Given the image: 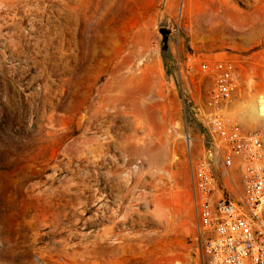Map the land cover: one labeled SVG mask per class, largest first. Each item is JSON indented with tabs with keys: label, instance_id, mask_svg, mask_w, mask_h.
Listing matches in <instances>:
<instances>
[{
	"label": "rangeland",
	"instance_id": "obj_1",
	"mask_svg": "<svg viewBox=\"0 0 264 264\" xmlns=\"http://www.w3.org/2000/svg\"><path fill=\"white\" fill-rule=\"evenodd\" d=\"M188 1L0 0V264H77L82 254L88 264H206L193 170L209 138L214 65L231 63L236 80L221 114L262 133L235 112L264 94V19L251 28L253 2L233 0L226 19L247 26L215 29L181 14ZM128 52L137 80L119 104L128 115L115 121V141L96 162H69L62 150L80 140V117ZM148 86L143 102L133 97ZM239 165L217 177L237 204ZM71 173L85 177L83 194L67 193ZM107 231L116 240L99 241Z\"/></svg>",
	"mask_w": 264,
	"mask_h": 264
},
{
	"label": "built area",
	"instance_id": "obj_2",
	"mask_svg": "<svg viewBox=\"0 0 264 264\" xmlns=\"http://www.w3.org/2000/svg\"><path fill=\"white\" fill-rule=\"evenodd\" d=\"M214 70L205 115L209 138L193 170L197 221L208 234L203 246L206 264H264V224L259 219L264 210V131L246 134L221 114L236 80L229 62H217ZM235 159L241 169L239 204L217 186V177L227 176Z\"/></svg>",
	"mask_w": 264,
	"mask_h": 264
},
{
	"label": "bare ground",
	"instance_id": "obj_3",
	"mask_svg": "<svg viewBox=\"0 0 264 264\" xmlns=\"http://www.w3.org/2000/svg\"><path fill=\"white\" fill-rule=\"evenodd\" d=\"M191 1L192 0H189L187 2L186 7L183 4V6L181 7V14L183 15V13H184L187 16L189 14L192 15L191 11L195 12V16L198 19V20L195 19V22L197 21V24L202 25V19L205 18L204 20H206L207 24L212 25L211 28H215V29L219 28V29H223V30H227V31H233L235 29L245 28L247 26L245 24L234 22V21H232L231 18L226 19V16H228L227 14L230 12V10L233 7L232 6L233 0H195V3H194L195 7L193 10L191 9L192 8L191 7L192 6ZM238 1H245V2L252 1L253 2L252 5L248 6L249 9L251 10L250 15H249L252 19V22L250 23L251 28L257 29L258 27H260L259 23L264 19V0H238ZM203 23H204V21H203ZM199 26H198V28H199ZM133 61H134V53L128 52L126 56H123L120 61L115 63L110 68L108 79L99 89L96 90L95 99L92 102H90L88 107L85 109L84 114L80 117V124L84 127V131L81 134L82 136L79 137L80 140L76 141L75 144L72 142V145H70L71 144L70 143L68 147L66 146V149L64 151L62 150L64 156L66 158H68L69 162H72L71 160H77V161L81 160V162H82V159H84V158L88 159V157H90L89 159L92 158L93 162H96L105 154V151L115 141L116 137L113 135L114 125H115L114 123L117 119L125 117L128 115V112H126L125 109L119 108V104L126 102V100H127L126 98L129 94L128 88L132 84V82L137 80V77L135 75H133V73L131 72ZM149 93H151L150 86L143 87L140 90H138L137 92L133 93V97L136 100L143 102ZM236 105L237 106H236L235 115L246 126L255 127V128L264 127V94L261 93L260 95H258L254 99L240 101V103L238 102ZM126 139H128V138H126ZM94 164H96V163H94ZM70 165H72V164L70 163ZM78 172H79V170H78ZM72 175H74V174L71 173V176L68 178L67 184L69 186H67L68 187L67 193L71 192L72 188L75 189V187L79 185V186H81V189H79L78 191L80 194H83L84 191L87 188H89V185H87L86 183L84 184L83 179H85V177L79 181L82 184H79V182L74 181L75 179ZM86 175H89V173L86 172ZM127 184H128V181H127ZM94 185H96V184H94ZM76 189H77V187H76ZM60 190H61V188H60ZM92 190L99 192V189H97V187H96V189H92ZM53 194H54L53 190H51L49 193H47L46 196L50 197ZM96 194H98V193H96ZM37 196L38 197H41V196L45 197L43 195V193H40V192H39V194L37 193ZM37 196H36V198H37ZM62 197H64V196H62ZM98 199H100V198H98ZM98 202H100V201H98ZM77 204L79 205V208H80V214L84 215L87 212V210L85 209L86 202L83 201L82 199L78 198ZM77 208H78V206H77ZM97 211L99 212V210H97ZM100 212L102 213L101 210H100ZM115 213L116 212H114L113 216H115ZM125 214H127V213H125ZM125 214H123V215H125ZM83 217H81V218H83ZM97 217L99 218V216L95 214L93 216V218H90V219L88 218L89 220H86L87 225L88 226L94 225L95 219ZM122 220H124V219H122ZM86 223H84V224H86ZM113 225H115V224H113ZM107 233H108V231H107ZM104 234H103V239L99 240V241H105V240H109V239L116 240V237H118V235H114V234H113L114 236L113 235L110 236L109 235L110 233H108V235H104ZM101 235H100V238H102ZM129 239H131V238H129ZM125 240H127V239H125ZM132 240H134V239H132ZM120 241H122V239H120ZM115 242L117 243V241H115ZM123 243H124V241H123ZM72 251H74V250H72ZM74 252H76V253H72L71 254L72 256L69 255L71 258H73V257L75 258V256L78 255L77 251H74ZM79 257H80L79 258L80 262H78L77 259H75V260L72 259L73 260L72 262H75L77 264H86L87 263L88 260L86 261V259H85L86 257L84 256V254L80 255Z\"/></svg>",
	"mask_w": 264,
	"mask_h": 264
}]
</instances>
